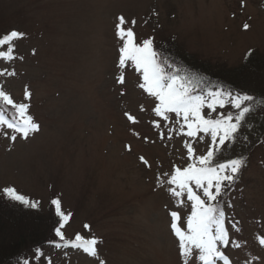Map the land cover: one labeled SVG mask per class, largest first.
I'll list each match as a JSON object with an SVG mask.
<instances>
[{"label": "rangeland", "instance_id": "rangeland-1", "mask_svg": "<svg viewBox=\"0 0 264 264\" xmlns=\"http://www.w3.org/2000/svg\"><path fill=\"white\" fill-rule=\"evenodd\" d=\"M243 4L0 0V38L13 30L25 34L14 42L17 59L0 60V71L16 73L0 77V85L15 101L28 103L40 125L38 133L27 140L18 136L15 142L9 139L15 133L0 126V196L4 188L14 187L45 213L51 201L59 199L62 210L71 213L62 229L66 237L80 234L100 242L97 259L82 250L56 248L48 230L49 245L26 251L29 264H183L170 212L178 211L186 220L191 202L178 207L169 185L160 186L157 177L166 180L165 173L188 165L184 143L191 138L172 133L168 140L174 122L154 127L157 101L138 87L142 76L134 67L119 68L122 42L116 25L120 16L129 22L125 27L135 20L137 43L149 38L156 47L160 41L172 42L189 55L236 67L252 50L264 54V0ZM121 71L123 85L118 82ZM26 88L32 93L28 101ZM11 111L4 113L6 119H12ZM221 111L232 113L230 107L217 109ZM125 112L139 122L132 124ZM204 113L217 116L207 108ZM209 143L200 134L193 142L197 155L205 153ZM232 186L221 198L230 243L220 249L231 264H264V245L259 243L264 238V139L252 148Z\"/></svg>", "mask_w": 264, "mask_h": 264}, {"label": "snow or ice", "instance_id": "snow-or-ice-1", "mask_svg": "<svg viewBox=\"0 0 264 264\" xmlns=\"http://www.w3.org/2000/svg\"><path fill=\"white\" fill-rule=\"evenodd\" d=\"M241 0V7H243ZM116 25L117 36L122 42L119 49V68L124 70L134 67L142 76V82L138 87L153 97L157 103L152 112L159 119L152 121L154 127L160 128L161 121L176 127L168 129V140L172 139V133L191 138L185 141L187 159L186 167H174L169 175L165 173L166 180L157 177L160 186L169 185L167 191L176 200L178 207H183L186 201L191 202V214L183 219L178 211H171V230L179 241V254L183 264H192L198 260L199 264H231L229 258L221 251L220 246L227 247L230 243L228 228L226 227V214L221 204V198L226 195L225 189L238 179V173L245 167L244 158L229 159L225 163L214 164L218 153H222L228 144H235L237 135L247 117L252 113L255 105V97L248 94H233L231 91L220 89L218 91L207 92V95L196 94L199 91L200 80L194 74L185 73L179 75L181 69L175 68L167 59L161 58L154 48L153 39H145L137 43L136 33L133 30L135 20L131 21L132 26L125 27L129 22L125 17H118ZM248 24L244 25L247 29ZM24 33L11 31L0 38V60L12 62L17 59L15 55V41L23 39ZM22 59V57H21ZM15 76L14 71H0V77ZM118 82L123 85L125 77L123 71L118 77ZM32 93L26 88L24 99H31ZM231 107L236 110L233 115L228 112H217V109ZM211 113H217L216 118L205 115L204 109ZM9 109L12 111V119H6L4 113ZM30 105L26 102H17L8 93L3 85H0V126L15 133L9 135L13 142L17 137L25 140L34 133L40 131V125L29 112ZM143 110V107L141 108ZM174 114V116L172 115ZM125 116L132 124H137V117L125 112ZM2 133V129H0ZM139 136V133H134ZM200 134H204L210 140L205 153L197 155L193 142H198ZM161 139H165L163 131L159 133ZM147 139V138H145ZM129 150L131 147L129 146ZM140 160L148 167L149 161L141 156ZM227 182V185L225 184ZM201 190L202 194H198ZM3 194L12 202H18L26 207L37 208L38 202L30 201L24 195L19 194L14 187H6ZM51 204L55 207V215L59 217V227L55 228V235L59 238V243L54 246L59 249L82 250L89 256L98 259L97 239H85L80 234H76L74 239L66 237L61 230L69 222L71 213L62 210L61 201L53 199ZM88 228V225H85ZM264 245V238L259 240ZM239 247V245H235ZM42 255V253H41ZM24 264H29L27 260ZM49 264L51 262L49 261ZM104 264V261H100Z\"/></svg>", "mask_w": 264, "mask_h": 264}, {"label": "trees", "instance_id": "trees-1", "mask_svg": "<svg viewBox=\"0 0 264 264\" xmlns=\"http://www.w3.org/2000/svg\"><path fill=\"white\" fill-rule=\"evenodd\" d=\"M159 43L157 47L154 46L155 50L161 53L162 59H167L174 65V68L169 71L179 68L181 69L179 75H185L187 72L199 78V91L196 94L207 95L209 90L223 89L233 94H248L255 97L253 111L237 135L236 143L228 144L222 153H218L214 161V164H218L225 163L229 159L244 158L247 164L252 148L264 139V81H262L264 80V54L252 50L242 65L230 67L215 65L197 55H189L180 50L175 43L161 41ZM231 109V114H236V110ZM242 170L243 168L238 173V177ZM236 182L238 183V179ZM236 182L232 185L235 186ZM233 186L232 189L235 188ZM221 204L223 206V200ZM56 227H59V217L55 215L54 205L50 204L48 212L45 213L38 207L31 208L12 202L2 194L0 196V264L10 262L24 264L25 260L29 262L25 257L26 251H34L43 248L46 244L49 245L52 237L59 243V238L55 235ZM48 230H50L51 238L46 240L45 233ZM31 232L33 235L30 234V240L26 243L25 240L29 238L26 236ZM21 243L26 245L21 246Z\"/></svg>", "mask_w": 264, "mask_h": 264}]
</instances>
